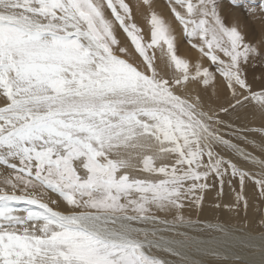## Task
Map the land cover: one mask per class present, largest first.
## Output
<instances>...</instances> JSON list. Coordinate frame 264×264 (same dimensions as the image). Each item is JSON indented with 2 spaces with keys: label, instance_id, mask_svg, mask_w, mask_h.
I'll return each instance as SVG.
<instances>
[{
  "label": "snow or ice",
  "instance_id": "6c2138e0",
  "mask_svg": "<svg viewBox=\"0 0 264 264\" xmlns=\"http://www.w3.org/2000/svg\"><path fill=\"white\" fill-rule=\"evenodd\" d=\"M0 264H264V0H0Z\"/></svg>",
  "mask_w": 264,
  "mask_h": 264
},
{
  "label": "bare ground",
  "instance_id": "6f19581e",
  "mask_svg": "<svg viewBox=\"0 0 264 264\" xmlns=\"http://www.w3.org/2000/svg\"><path fill=\"white\" fill-rule=\"evenodd\" d=\"M181 54H185V55H194V53H189L186 51V48L182 45L181 46ZM259 73L257 72V75ZM249 122L251 123V126L253 127H259V124H260V120H259V117H256V118H252V117H249ZM251 150V149H249ZM249 192H251V189H249ZM257 231H259V229H257Z\"/></svg>",
  "mask_w": 264,
  "mask_h": 264
}]
</instances>
